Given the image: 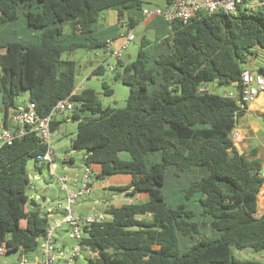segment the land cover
<instances>
[{
  "label": "trees",
  "instance_id": "trees-1",
  "mask_svg": "<svg viewBox=\"0 0 264 264\" xmlns=\"http://www.w3.org/2000/svg\"><path fill=\"white\" fill-rule=\"evenodd\" d=\"M250 1L237 4L235 14L200 11L185 22L168 21L162 39H142L135 58L118 59L111 70L113 81L128 86L126 105L117 108L102 105L90 87L71 94L76 63L61 54L103 48L106 38L96 33L100 13L114 10L133 27L142 0H0V29L22 17L29 31L28 38L0 40L4 126L22 90L42 117L69 97L78 120L70 144L83 152L81 164L98 163L101 177L129 174L128 184L111 188L148 196L108 204L107 217L84 228L82 242L95 254L90 264H264L237 259L231 250L264 252V212L256 213L261 161L255 148L246 156L230 138L245 111L235 112L231 98L199 90L210 81H239L248 56L264 52V5L246 7ZM103 71L98 64L91 75ZM102 87L112 93L106 82ZM58 124L51 118L50 132ZM26 128L0 149V242L7 252L35 250L49 220L26 193L27 159L39 162L35 156L47 144Z\"/></svg>",
  "mask_w": 264,
  "mask_h": 264
},
{
  "label": "built area",
  "instance_id": "built-area-1",
  "mask_svg": "<svg viewBox=\"0 0 264 264\" xmlns=\"http://www.w3.org/2000/svg\"><path fill=\"white\" fill-rule=\"evenodd\" d=\"M242 0H169L164 7L142 8V15L150 18L160 16L167 21L181 20L187 21L197 12L204 11L212 13L215 11H224L235 14L237 4ZM246 7H251L249 4ZM253 8V7H251ZM120 25L124 31L120 33V42L116 45L115 38H107L103 49L105 52L114 55L120 59L121 50L134 39V34L127 22L120 20ZM110 70L113 66L109 67ZM80 87L75 86L71 94L79 91ZM208 89L201 86L199 90ZM261 93H264V72L260 70L243 69L240 73L238 86L232 90L224 91L221 95L231 98L237 106L235 112L246 111L249 104L253 102ZM75 103L65 97L59 99L50 109L46 116H39L35 110L33 102H26L25 105L16 109L11 114V121L15 123L14 128L0 129V149L4 144H11L14 139L22 136L27 131V126L36 131L46 142V151L37 154L35 159L45 163L50 176L58 182L60 189L66 192V201L64 204L59 202L49 204V201L43 200L39 203L38 209L41 213L49 217L45 234L38 239V245L35 250L26 252L22 246L18 247L16 262L14 264H72L83 249H89L83 244L84 228L95 222L103 221L107 215L104 212L98 215H83L75 212L72 204L78 196L88 194L91 189L93 171L90 165L82 166V173L78 176L77 184L73 190H68L66 182L69 177L66 174H57V166L54 161V151L49 143L50 129L49 121L57 113L65 110H73ZM230 138L233 144L242 140L239 130L235 127L230 132ZM236 147V145H235ZM259 175L264 178V163L261 164ZM28 187L32 188L29 183ZM61 233H65V236ZM67 240L72 242L68 243ZM7 244L0 242V256L7 253ZM90 250V249H89ZM94 253V252H93Z\"/></svg>",
  "mask_w": 264,
  "mask_h": 264
},
{
  "label": "rangeland",
  "instance_id": "rangeland-1",
  "mask_svg": "<svg viewBox=\"0 0 264 264\" xmlns=\"http://www.w3.org/2000/svg\"><path fill=\"white\" fill-rule=\"evenodd\" d=\"M143 6L148 8L154 7H164L165 0H142ZM255 0L254 2H257ZM106 11V10H105ZM104 13V11L102 12ZM102 15V14H101ZM106 15V14H105ZM23 18L19 17L18 20L13 22L11 26V30L13 31L14 38H28L29 31L25 29V24L23 23ZM134 34V39L130 41L122 50H121V58L124 62L132 61L138 49L140 48L141 39L144 35L148 38H153V33L149 28H145L143 24L139 23L132 30ZM30 33V37H31ZM256 54L249 55V60L252 63L256 61L262 60L264 57L263 50L257 49ZM105 50L100 46L92 47L90 49L85 48H77L73 51H63L61 57L64 59H70L75 61L76 63V72L74 76V84L77 87H90L92 88L96 95L97 99L104 106H112L117 108H122L126 105L127 95H128V86L119 81H113L112 79V71L109 69L110 66H113L116 63V57L111 54H106ZM256 60V61H253ZM98 64L103 66V73L101 74H92L88 78H85L91 67H96ZM246 65V64H245ZM243 64V66H245ZM250 70H256V66L247 67ZM84 78V79H83ZM83 79V80H82ZM82 80V81H81ZM81 81V82H80ZM102 82H106L108 87L112 90L111 94H105L104 88L102 87ZM205 85L208 86L210 91L221 94L223 91L232 90V88L226 84L219 85L216 81L207 82ZM204 85V86H205ZM27 95V91L22 90L18 97L15 98V104L20 105L25 102ZM73 110H65L61 113H57L53 118L59 121L58 127L55 131L51 132L49 143L54 151V156L56 159L54 160L57 166L56 173L57 174H67L69 177H74L76 173L79 175L82 173L83 169L81 164L82 162V151H74L71 148V140L75 136V131L77 127L78 120L72 118ZM249 118L246 120L248 123L249 119L255 120L257 125L261 127V131L264 133V125L261 122L260 116L264 114V104L255 107L254 110L249 111ZM244 122V121H242ZM258 126V127H259ZM258 129V128H257ZM251 132L248 129V134ZM252 133V132H251ZM246 142L248 144L247 148H243V151L250 154L252 147L256 150L261 148L260 139L247 138ZM63 156H70L72 160L62 162L59 158ZM121 156L124 158H128V154L126 152H121ZM98 163H90V168L93 171L92 174V183L90 192L88 194H84L78 196L74 203L72 204V208L74 211H77L83 215H91L95 216L99 213L103 212L105 207L108 205L109 201H113V194L120 193L116 190L112 189L116 185H112L113 183H109L108 177L98 176V172L95 170L99 169ZM66 165V170H62V166ZM36 166H39L40 169H37ZM95 168V170H94ZM26 170L29 176V183L32 185V188L27 187L26 193L29 197H33L32 195H38L39 198H35L40 203L43 202V197L50 198L49 204L53 203H61L64 204L66 201V192L63 189H60L58 182L55 181L53 177L50 176L49 170L45 163L36 162L32 157L27 159ZM37 176V177H34ZM112 176V175H111ZM66 186L68 190H73L74 187L71 182H66ZM125 194V192H123ZM136 194V193H135ZM258 209L256 213L260 215L264 212V183L262 184L260 191L258 193ZM124 199V203L136 202L139 201L133 195H122ZM98 199V202L95 200ZM120 202V201H119ZM117 202V204L119 203ZM80 204V205H79ZM28 208H32V206L28 203ZM146 216V215H145ZM65 236V233H61ZM66 241L68 243L72 242L70 240ZM233 256L237 259H261L264 261V252L256 253L251 249L243 248L237 249L235 247L231 248ZM18 251L11 250L0 256V264H5L4 260L7 262L15 263ZM95 254L89 249H83L79 256L76 258L72 264H90L88 259L93 258Z\"/></svg>",
  "mask_w": 264,
  "mask_h": 264
},
{
  "label": "crops",
  "instance_id": "crops-1",
  "mask_svg": "<svg viewBox=\"0 0 264 264\" xmlns=\"http://www.w3.org/2000/svg\"><path fill=\"white\" fill-rule=\"evenodd\" d=\"M254 1L255 0H251L249 2V5L251 7H253V8L257 7V6L261 5V4L264 5V0H258L257 2H254ZM105 10H103L104 13H102L103 11L100 13V15H99V17H98V19L96 21V33H97V36L99 38L103 39V40L105 38L106 39L107 38H115L116 39V45H118L119 42H120L119 35H120L121 32L124 31V28H122L121 25H120V20L126 21V18L122 17V18L118 19L117 13L114 10H111V9H105ZM141 16L142 17L140 18V20L137 21L134 24V26L130 27V28L132 30H134V28L139 23L143 24V26L145 28H149L152 31V33H153V38H150V37L148 38L146 35H144L142 37V39L146 38L149 41H153L154 42V41H159L160 39H162L166 35L167 28L169 27V23H168L167 20L163 19L162 17H157V16L150 17V18L144 17L143 15H141ZM12 24H13V22L5 25L4 27H2L0 29V40H2L4 38H6V39L14 38V35L12 34L13 31L11 30ZM142 39H141V41H142ZM260 50H262V49H260ZM106 54H109V53H106ZM117 60L118 59L116 58V61ZM120 61L124 62L123 59L121 58V56H120ZM253 61H256V60H253ZM263 62H264V57L262 58V60L256 61L255 63H252L249 60V58H248L246 63H245L246 65L244 64L245 66H243V68L244 69H248L247 67L256 66V70H259V65L263 64ZM94 68L95 67H91L90 68V71H89L88 75L85 78H88L91 75V72H92V70ZM228 86H230L232 89L234 87V86H231L230 84H228ZM204 87L208 88L207 85H205ZM26 98H27V95H26ZM26 102H27V99L25 100L24 103H22L20 105H17V109L22 107L23 105H25ZM261 104H264V93H261L253 102H251L249 104L247 110L239 117L238 123L236 124V128L239 130L240 137L242 138V140L240 142H238L237 144H235V145H236V148H237L238 152L242 153V152H244L243 148H247V146H248V144L246 142L247 138H250L251 140L254 139V138L260 139L261 148L260 149L258 148L256 150L255 157L259 158L260 161H261V164H262V163H264V133H263V131H261V127L259 125H257V122H255V120L249 119L248 123L246 121L249 118V114H250L249 111L254 110L255 107H258ZM13 111H15V109L14 110H10L8 112L9 113V120H8V123H7L8 124V128H14L15 127V123L13 121H11V114H12ZM2 116H3V105H2L1 97H0V129L1 128H6L4 126V121H3V117ZM242 121H244V122H242ZM248 129H250L252 133L249 132V134H248ZM252 148H254V147H252ZM244 154L246 156H251L250 154H248L246 152H244ZM119 156L121 158H124V157L121 156V152L119 153ZM129 158L130 157L128 155V158H124V159H129ZM55 159H56V157L54 156V160ZM59 159L62 162H64V161L72 160V157L63 156V157H61ZM95 166L96 167L99 166L98 167L99 169H97V170H95V168H94V170L96 172H99L100 171V165L96 164ZM61 168H62V170H66L67 166L63 165ZM78 176H79V173H76L74 177H69L68 176L69 179H70L68 182H71L74 188H75V186L77 184ZM34 177H37V176H34ZM130 179H131V177H130L129 174H115V175H112V176L108 177L109 183H113L112 185H126V184H128L130 182ZM91 187L93 188V186H91ZM123 192L124 191H121L120 193L113 194L112 195L113 196V199H112L113 201H109L108 204H112V205L118 206V205L124 203L125 201L122 198V195H125V194ZM32 196L34 198H39V196L36 195V194L32 195ZM133 196H135L139 201L145 200L148 197L145 192H137ZM43 200L49 201L50 198L43 197ZM37 202L40 203L38 200H37ZM95 202H98V199H96ZM117 202H119V203L117 204ZM75 212H77V211H75ZM4 263L5 264H11L10 262H7L6 260H4ZM12 264H14V263H12Z\"/></svg>",
  "mask_w": 264,
  "mask_h": 264
},
{
  "label": "water",
  "instance_id": "water-1",
  "mask_svg": "<svg viewBox=\"0 0 264 264\" xmlns=\"http://www.w3.org/2000/svg\"><path fill=\"white\" fill-rule=\"evenodd\" d=\"M237 84H238V81L237 80H235V81H233V82L230 83L231 86H235ZM131 187H132V185H131Z\"/></svg>",
  "mask_w": 264,
  "mask_h": 264
},
{
  "label": "bare ground",
  "instance_id": "bare-ground-1",
  "mask_svg": "<svg viewBox=\"0 0 264 264\" xmlns=\"http://www.w3.org/2000/svg\"><path fill=\"white\" fill-rule=\"evenodd\" d=\"M264 202V201H263Z\"/></svg>",
  "mask_w": 264,
  "mask_h": 264
}]
</instances>
